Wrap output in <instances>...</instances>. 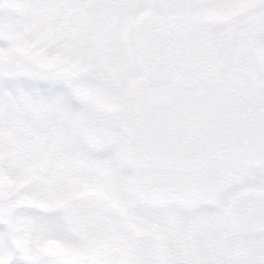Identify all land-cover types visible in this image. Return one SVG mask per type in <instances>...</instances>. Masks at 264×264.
<instances>
[{
  "label": "snow or ice",
  "instance_id": "obj_1",
  "mask_svg": "<svg viewBox=\"0 0 264 264\" xmlns=\"http://www.w3.org/2000/svg\"><path fill=\"white\" fill-rule=\"evenodd\" d=\"M0 264H264V0H0Z\"/></svg>",
  "mask_w": 264,
  "mask_h": 264
}]
</instances>
